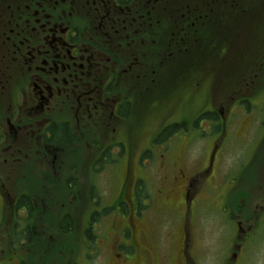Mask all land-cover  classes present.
<instances>
[{
    "label": "flooded vegetation",
    "instance_id": "af4514ba",
    "mask_svg": "<svg viewBox=\"0 0 264 264\" xmlns=\"http://www.w3.org/2000/svg\"><path fill=\"white\" fill-rule=\"evenodd\" d=\"M261 240L264 0H0V264H264Z\"/></svg>",
    "mask_w": 264,
    "mask_h": 264
},
{
    "label": "rangeland",
    "instance_id": "374dc122",
    "mask_svg": "<svg viewBox=\"0 0 264 264\" xmlns=\"http://www.w3.org/2000/svg\"><path fill=\"white\" fill-rule=\"evenodd\" d=\"M242 117L243 116L240 115L238 117V121L234 125L238 127L237 133L239 135L243 133L244 124L242 123ZM256 127L257 125H254V127L251 129V132L239 139H235L234 131H232L233 139H227L225 141V146L222 148L221 153L217 157V162L215 163V174L217 177L215 181H219V187L216 186L212 192H208L206 194L207 199L201 201L200 206L197 207L195 212L197 222L201 220L200 231L203 233L205 242L207 244H228V237L233 230L232 228L234 224L232 225V221L227 216L230 214L229 211H235L238 204H236L235 197H228L224 201V199L220 198L219 194L223 193L222 185H224V183L236 180L234 171L239 167V164L247 154L250 148V141L254 137V134H258L261 131L260 128L257 129ZM249 134H251V136ZM230 136L231 135H229L228 138ZM191 157H194V155H191ZM206 157V155L202 156L204 160H206ZM255 169L256 168H253L252 172ZM223 205H225V207L222 209ZM105 224L106 222H104L103 225L101 224V226L104 227ZM100 237L101 235L99 238ZM99 238H95L97 242ZM258 244L260 249L263 251L258 253L257 259L262 260L264 259V240L259 241ZM82 253H84L83 250ZM97 260L98 258L96 257L90 258L89 264H97L95 262ZM212 261V253L210 252L209 257L202 260L201 264H211ZM169 262L173 264L174 257H171Z\"/></svg>",
    "mask_w": 264,
    "mask_h": 264
}]
</instances>
